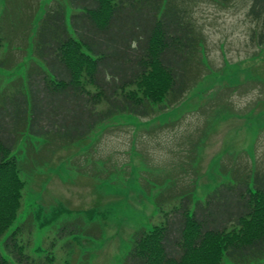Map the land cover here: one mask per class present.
<instances>
[{
    "label": "trees",
    "instance_id": "trees-1",
    "mask_svg": "<svg viewBox=\"0 0 264 264\" xmlns=\"http://www.w3.org/2000/svg\"><path fill=\"white\" fill-rule=\"evenodd\" d=\"M8 2L0 17V49L29 40L38 9L32 13L29 4L3 24L11 16ZM202 2L53 0L47 6L32 35L33 61L25 79L11 80L10 91L0 90V264L54 261L51 253L40 261L35 256L42 253L32 252L42 248H33L32 223L24 221L8 233L26 188L16 152L20 139L37 136L69 145L118 114L150 118L181 103L207 74L204 35L194 15ZM248 15L256 24L251 40L264 45V0H252ZM6 63L0 59L3 68ZM224 173L230 180L205 201L194 207L182 202L164 212V221L137 230L124 264L264 260V165ZM51 219L56 218L43 226Z\"/></svg>",
    "mask_w": 264,
    "mask_h": 264
},
{
    "label": "rangeland",
    "instance_id": "rangeland-1",
    "mask_svg": "<svg viewBox=\"0 0 264 264\" xmlns=\"http://www.w3.org/2000/svg\"><path fill=\"white\" fill-rule=\"evenodd\" d=\"M251 1L203 0L195 8L207 74L181 103L150 118L118 114L69 145L20 139L26 188L8 233L32 223L33 248L42 247L32 252L42 253L35 256L40 261L51 253L53 264H124L137 230L164 221V212L182 202L205 201L230 180L227 169L264 165V45L250 37ZM52 2L9 0L11 16L3 24L29 4L32 13L38 9L29 40L0 49L8 67L0 66V90L25 79L37 20ZM6 4L0 0V17ZM57 210L64 211L54 216ZM50 218L56 219L43 226ZM222 264L235 263L225 257Z\"/></svg>",
    "mask_w": 264,
    "mask_h": 264
}]
</instances>
